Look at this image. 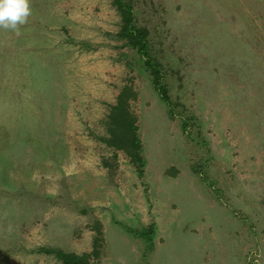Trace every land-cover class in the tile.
<instances>
[{"label":"rangeland","instance_id":"1","mask_svg":"<svg viewBox=\"0 0 264 264\" xmlns=\"http://www.w3.org/2000/svg\"><path fill=\"white\" fill-rule=\"evenodd\" d=\"M131 1L171 115L112 0H0V264L97 228L93 264H264V0ZM124 87L142 167L105 143Z\"/></svg>","mask_w":264,"mask_h":264},{"label":"trees","instance_id":"2","mask_svg":"<svg viewBox=\"0 0 264 264\" xmlns=\"http://www.w3.org/2000/svg\"><path fill=\"white\" fill-rule=\"evenodd\" d=\"M112 6L120 19V27L117 38L126 46L135 51L142 62V68L149 75L152 86L160 100L168 107L170 115L173 113L172 103L164 83V67L153 55L149 40V31L136 23L134 7L131 0H112ZM135 98V93L130 87H124L116 98L114 105L110 107L107 117L106 129L108 138L105 143L118 150H123L130 160L143 166L140 155L141 145L137 135L136 119L130 113L129 100ZM187 123H184L186 125ZM148 231L147 234H150ZM102 242V232L97 228L93 242V249L89 254L67 253L62 250L41 249L46 255H52L63 264H93L99 257Z\"/></svg>","mask_w":264,"mask_h":264}]
</instances>
